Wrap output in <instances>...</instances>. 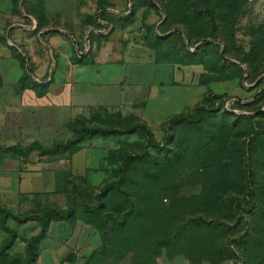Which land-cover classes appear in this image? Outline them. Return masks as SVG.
<instances>
[{
    "label": "rangeland",
    "instance_id": "1",
    "mask_svg": "<svg viewBox=\"0 0 264 264\" xmlns=\"http://www.w3.org/2000/svg\"><path fill=\"white\" fill-rule=\"evenodd\" d=\"M0 143L2 206L72 200L0 264H264V0H0Z\"/></svg>",
    "mask_w": 264,
    "mask_h": 264
},
{
    "label": "trees",
    "instance_id": "2",
    "mask_svg": "<svg viewBox=\"0 0 264 264\" xmlns=\"http://www.w3.org/2000/svg\"><path fill=\"white\" fill-rule=\"evenodd\" d=\"M208 13H209V11H208ZM67 36L72 38V36L69 35V34H67ZM47 78L49 79V76ZM168 121L169 122H173L174 121V117H170L168 119ZM12 148H15L18 151H21V149L18 146H16V145H3V144H0V150H10ZM132 154L133 155H139L137 152L132 153ZM71 188H72V196H77L78 197L82 208H84L86 210H95L96 208L99 207L100 203L97 200L98 196H96V202L93 205L86 206L84 204L83 197H82L81 193L79 192L78 188L75 185H72ZM115 189L120 192V194H121V196L123 198L129 200L126 192L121 187H119L117 184L115 185ZM249 191H250V189H247V191H245L244 194H248ZM68 206H69V208L66 211H64V212H61V211H59L57 209H54L52 207H47L43 213H25V214H20L19 215L17 213L12 212L8 208H6L5 206H2L0 204V229L3 230L4 232H7L9 230L8 225L5 223V219L7 217H9V218H11V219H13V220H15L17 222H24V221L32 220V219H36L39 222H45V221L49 220L52 216L59 217V218H65V217L69 216L70 211H71V206H72V200L71 199L68 202ZM7 244H8L7 241H5L1 245L0 251L5 246H7ZM25 247H26V250H27V256L25 257L24 261L20 262L19 264H29V262L31 261V259L33 257L34 250L32 249V247L29 244V242H26ZM11 264H17L16 260L12 259Z\"/></svg>",
    "mask_w": 264,
    "mask_h": 264
},
{
    "label": "crops",
    "instance_id": "3",
    "mask_svg": "<svg viewBox=\"0 0 264 264\" xmlns=\"http://www.w3.org/2000/svg\"><path fill=\"white\" fill-rule=\"evenodd\" d=\"M0 144H3V143H0ZM3 145H5V144H3ZM2 232H4V231L0 229V239H1V237L3 236V235H2Z\"/></svg>",
    "mask_w": 264,
    "mask_h": 264
}]
</instances>
